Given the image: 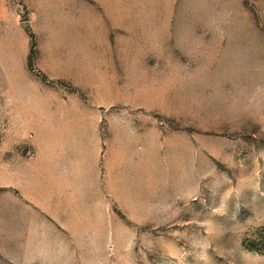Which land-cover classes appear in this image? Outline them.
Segmentation results:
<instances>
[{
    "label": "rangeland",
    "instance_id": "1",
    "mask_svg": "<svg viewBox=\"0 0 264 264\" xmlns=\"http://www.w3.org/2000/svg\"><path fill=\"white\" fill-rule=\"evenodd\" d=\"M1 76L0 264H264V0H0Z\"/></svg>",
    "mask_w": 264,
    "mask_h": 264
},
{
    "label": "crops",
    "instance_id": "2",
    "mask_svg": "<svg viewBox=\"0 0 264 264\" xmlns=\"http://www.w3.org/2000/svg\"><path fill=\"white\" fill-rule=\"evenodd\" d=\"M0 85H2L0 87V91H6L8 90L10 92V90H13V92H16V91H23V89H21V87H18V86H15V84L13 82H7L4 78V76H1V79H0ZM17 89V90H15ZM20 93V92H19ZM19 96L18 95H15L14 93L11 94L10 98H8V106L9 107H20L21 109H23V112H21L22 114H29L30 112L27 111L28 110V103L26 101L25 98L21 97L20 96V99H18L17 97ZM44 102V100H43ZM50 105L47 106V105H44L43 108H48L49 110V114H51L53 112V103H48ZM62 105V104H61ZM64 111H67V108H63L61 107L60 109L56 108V113L55 114H59L60 116H63V113H65ZM29 112V113H28ZM44 113H47V112H44ZM63 127V124H59L58 126H55L53 128H46L47 130H50V131H56V130H59ZM46 129H43V128H38L37 130H46ZM84 150H76V151H73L72 155V159H71V166L72 167V171L67 173V179H64V180H67L66 181V184L67 186L72 190H73V198L75 199L76 198V193H75V189L77 186H80L81 187V191H82V194H83V191H84V188H85V183L82 182L80 180V177H79V173H78V169L79 168H83V167H89L91 165L94 164V161L92 158H86L84 155ZM80 156V157H76V156ZM79 158V159H78ZM41 176V174H39ZM43 177V176H42ZM30 180H33V177H30ZM61 178L59 176H57L53 182L51 183V186H53L55 189H58L60 186H61ZM43 184H45L43 182ZM34 186H36V188L38 189L36 192V194H34L33 192H27V193H24L23 196H27L29 201L30 202H33L32 204H35L37 206H40V207H44L43 206V203H42V200H45V205L46 207H61L62 204H61V201H60V197H56V193L54 192L53 194H49V195H46V197L43 195L42 191H41V185L39 186L37 184V181L35 182ZM39 186V188L37 187ZM30 193V194H28ZM71 196V195H70ZM46 198V199H45ZM17 206H20L19 202L17 203ZM14 203V199H13V203L12 205H8L7 207H15L16 205ZM69 204V207H76V204H71V203H68Z\"/></svg>",
    "mask_w": 264,
    "mask_h": 264
}]
</instances>
